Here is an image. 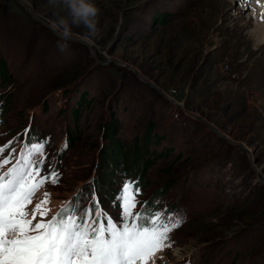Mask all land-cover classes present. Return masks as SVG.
Segmentation results:
<instances>
[{"label": "rangeland", "instance_id": "obj_1", "mask_svg": "<svg viewBox=\"0 0 264 264\" xmlns=\"http://www.w3.org/2000/svg\"><path fill=\"white\" fill-rule=\"evenodd\" d=\"M21 1L0 0V57L11 73L8 83L0 73L3 154L9 135L31 122L55 139L63 123L73 135L57 182L48 176L27 209L47 192L52 210L82 183L100 140L115 148L106 162L119 165L130 163L135 143L136 164L151 159L145 195L180 172L162 193L199 214L148 264H264V0H93L95 27H74L64 52L55 35L66 16L61 0ZM179 151L190 156L157 170Z\"/></svg>", "mask_w": 264, "mask_h": 264}, {"label": "snow or ice", "instance_id": "obj_2", "mask_svg": "<svg viewBox=\"0 0 264 264\" xmlns=\"http://www.w3.org/2000/svg\"><path fill=\"white\" fill-rule=\"evenodd\" d=\"M6 147L0 146V264H148L183 222L179 213L133 212L139 201L131 182L117 193L115 202L122 213L116 222L101 210L94 194H80L52 212L45 192V200L29 211L27 205L49 178L40 176L45 145L30 142L18 156L13 149L5 157ZM50 175L55 184L57 173ZM37 214L41 219L33 223Z\"/></svg>", "mask_w": 264, "mask_h": 264}, {"label": "trees", "instance_id": "obj_3", "mask_svg": "<svg viewBox=\"0 0 264 264\" xmlns=\"http://www.w3.org/2000/svg\"><path fill=\"white\" fill-rule=\"evenodd\" d=\"M153 16L155 17V15H153ZM1 58H4V56L0 57V70H1L0 73L2 74L3 78H5V81L8 83V81H9L8 78H10L9 75L11 73H9V69H8V66H6V62H5V68H3L4 67L3 66V60ZM25 61H26V59L24 60V62ZM78 73H74V74L70 75L67 79L55 82L52 86H54V87L62 86L65 83H67V81H70L73 78H75L76 76H78ZM10 80L11 81L9 82V87H11V85L13 83V80L12 79H10ZM82 94H84V92H82ZM2 107H3V105H2ZM76 115L78 116V114H75L74 117H76ZM2 117H3V114H0V126L3 123ZM112 125L113 126L115 125L114 120L112 122ZM100 128H99V130H100ZM12 129H14V127H12ZM108 136H111V139H114V132L109 131ZM70 141H71V139H69L68 144L70 143ZM106 148H107V151H106ZM106 148L101 147L100 150L98 151V165H97L94 177L92 179L93 189L96 192L97 197H98V201L100 203H104V202L111 203V201L114 199V195L117 193L119 184H120L121 180L123 179V176L120 174H123V175H126L127 177H129L134 188H136V187L139 188V186H140L143 189V186L146 185V181L149 178L147 176L141 177V174L144 172L147 173L148 166L151 163V159L147 158L142 163L138 160V162H137L138 165L136 164V157L138 158V156L136 155L137 154V146L135 143H132V148L126 149V151L132 155V160L130 161V163L128 165H124V164L119 165V162L116 160V158H115V161L106 162V156L108 154H113L114 156H116L114 147L111 146V148H110L111 151L108 150L109 149L108 147H106ZM118 154L119 153H117V156H118ZM60 155L62 156V154H60ZM188 156H190V153L187 152V153L183 154L181 151H179L173 156V158H170L169 161L165 165L159 166L157 170H159L160 172H163V173L164 172L167 173L169 168H171L174 164H176V160L178 158H180V160H184L185 158H188ZM108 166H110V167H108ZM104 167L110 169V172H105L103 170ZM111 172L115 173L116 175L112 176ZM179 173H177V174H179ZM177 174H175L174 176H172L171 174L165 175V178L160 183V184H162V183L163 184L158 185L157 188L152 190V193H148L145 195V193L143 191V194L141 195V199L139 200V205H140L138 207L139 210L147 209L148 212H152V211H154V209H159V210H163L165 213H168V214L179 213L183 218V222L181 225H184L185 222L189 221V217L191 220L197 219L198 215H199L198 213L193 211L190 215L188 214L187 203L183 204V207H181L180 205L177 204V200L167 199L163 195L164 193H162L167 188L166 185L168 184V182L173 181V178ZM109 193L112 194L113 196H110ZM80 194H82L83 197H85V198L90 196V188L88 187L87 183H83V184L79 185L76 192L70 196V199L68 202H70L74 198H77L78 196H80ZM206 197H207V195H205L204 198H206ZM68 202L62 207H65L68 204ZM204 207L206 209L213 210L212 208H210L207 205H205ZM214 238H215L214 236L212 237V235H209L206 240H212Z\"/></svg>", "mask_w": 264, "mask_h": 264}, {"label": "clouds", "instance_id": "obj_4", "mask_svg": "<svg viewBox=\"0 0 264 264\" xmlns=\"http://www.w3.org/2000/svg\"><path fill=\"white\" fill-rule=\"evenodd\" d=\"M61 3L66 11V16L59 20L60 40L57 43V48L60 52H64L68 49L73 38V28L81 25L89 29L94 28L100 9L93 0H61Z\"/></svg>", "mask_w": 264, "mask_h": 264}, {"label": "water", "instance_id": "obj_5", "mask_svg": "<svg viewBox=\"0 0 264 264\" xmlns=\"http://www.w3.org/2000/svg\"><path fill=\"white\" fill-rule=\"evenodd\" d=\"M21 1V0H20ZM22 2V1H21ZM24 4V3H23ZM24 6H25V4H24ZM26 7V6H25ZM36 19V18H35ZM55 35L56 36H58V37H60L59 36V34H57V33H55ZM76 39H78V38H76ZM80 42H82V43H86L83 39H78ZM139 80H140V78H139ZM145 84H147V85H149V86H153V83L152 82H147V81H143ZM210 126V125H209ZM213 130H215L212 126H210ZM216 131V130H215ZM220 136H224L222 133H219V132H217Z\"/></svg>", "mask_w": 264, "mask_h": 264}, {"label": "bare ground", "instance_id": "obj_6", "mask_svg": "<svg viewBox=\"0 0 264 264\" xmlns=\"http://www.w3.org/2000/svg\"><path fill=\"white\" fill-rule=\"evenodd\" d=\"M264 31V28H262V31L261 30H259V32H258V36H261V33ZM55 204V203H54ZM34 207H35V205H34Z\"/></svg>", "mask_w": 264, "mask_h": 264}]
</instances>
